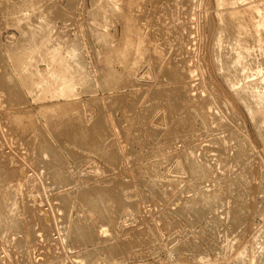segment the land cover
I'll list each match as a JSON object with an SVG mask.
<instances>
[{"label":"rangeland","instance_id":"obj_1","mask_svg":"<svg viewBox=\"0 0 264 264\" xmlns=\"http://www.w3.org/2000/svg\"><path fill=\"white\" fill-rule=\"evenodd\" d=\"M219 2L0 0V264H264V0Z\"/></svg>","mask_w":264,"mask_h":264},{"label":"bare ground","instance_id":"obj_2","mask_svg":"<svg viewBox=\"0 0 264 264\" xmlns=\"http://www.w3.org/2000/svg\"><path fill=\"white\" fill-rule=\"evenodd\" d=\"M227 2H229V0H220V4H226ZM256 2V1H255ZM254 2V3H255ZM239 3V2H238ZM250 5H251V3H249ZM256 4V3H255ZM246 5V4H245ZM250 5H247V7L245 8V11L246 10H249L250 9V11L252 12L253 11V9H254V7H252V6H250ZM252 5H253V3H252ZM228 6V5H227ZM242 7V6H241ZM259 7V6H258ZM232 8V7H231ZM240 8V7H239ZM230 9V8H229ZM227 10L228 11V13L232 16V15H234L235 14V11H232L231 9L230 10ZM233 9V8H232ZM252 9V10H251ZM257 8H255V10H256ZM233 10H235V9H233ZM237 10V9H236ZM260 10H261V8H260ZM239 11V10H238ZM250 11H249V13H250ZM257 11H259V10H257ZM218 12H220V11H218ZM223 12V11H222ZM240 12V11H239ZM245 13H247V12H245ZM238 14V13H237ZM260 14V13H259ZM262 14H263V12H262ZM252 15H253V13H252ZM255 15H258L257 13H255ZM254 16V15H253ZM261 17V16H260ZM224 19V18H223ZM230 19V18H229ZM264 19V18H263ZM227 20V19H226ZM226 20L224 21V22H226ZM248 20H249V18H248ZM261 20H262V18H261ZM227 21H229V20H227ZM237 21V20H236ZM230 22H232V20L230 19ZM239 23V22H238ZM251 23H252V21H251ZM226 24V23H225ZM228 24V23H227ZM245 24H246V22H245ZM258 24V23H257ZM230 25V24H229ZM236 26V25H235ZM234 26V27H235ZM253 26H255V24H253ZM246 27V26H245ZM248 27H249V25H248ZM252 27V26H251ZM243 28V27H242ZM239 29V28H238ZM223 31V30H222ZM241 31V30H240ZM244 30H242V32H243ZM248 31V30H247ZM261 31V30H260ZM264 31V30H263ZM249 32V31H248ZM256 32H257V30H256ZM233 33V32H232ZM251 33H252V31H251ZM261 33V32H260ZM241 34V33H240ZM247 34V33H246ZM254 34V33H253ZM262 34V33H261ZM264 35V34H263ZM235 36L236 35H234V39H235ZM245 36V35H244ZM257 35H255V37H256ZM254 37V36H253ZM254 37V38H255ZM237 38H239V37H237ZM256 38H259V37H256ZM221 40H223V39H221ZM255 40V39H254ZM257 40H259V39H257ZM261 40V39H260ZM236 41H238V39L236 40ZM244 41V40H243ZM253 41V40H252ZM219 42V41H218ZM227 42V41H226ZM240 42V41H239ZM242 42V41H241ZM251 42V41H250ZM263 42V41H262ZM251 44V43H250ZM239 45V44H238ZM243 45V43L241 44V46ZM259 45V44H258ZM248 46V45H247ZM261 46H262V44H261ZM245 48H247L246 46H244ZM222 48V47H221ZM237 49V48H236ZM240 49V48H239ZM263 49V48H262ZM261 49V50H262ZM229 50V49H228ZM248 50H249V47H248ZM243 51V49H241V51L240 52H242ZM249 52V51H248ZM221 53V52H220ZM226 53V52H225ZM250 53V52H249ZM251 54V53H250ZM249 54V55H250ZM234 55V54H233ZM244 57H245V54H244ZM246 57H247V55H246ZM250 57V56H249ZM220 58V57H219ZM227 58V57H226ZM234 59V58H233ZM244 59H246V58H244ZM235 60V59H234ZM242 61V60H241ZM228 63V62H227ZM240 65V64H239ZM227 66V65H226ZM231 66V65H230ZM241 66V65H240ZM246 66H248V64L246 65ZM237 67V66H236ZM241 67H243V65L241 66ZM241 67H239V68H241ZM231 68H233V67H231ZM245 68V67H244ZM248 68V67H247ZM238 69V68H237ZM255 69H257V68H255ZM228 70H229V68H228ZM235 70V69H234ZM245 71L246 70H248V69H244ZM258 70V69H257ZM236 71V70H235ZM109 72H111V70L109 71ZM239 72H241V70L239 71ZM252 72H254V70L252 71ZM113 74V72H111V75ZM235 74V73H234ZM109 75V74H108ZM110 75V76H111ZM228 78H230L229 76H228ZM32 81H34L33 79H31ZM23 83H25L24 81H22V84ZM25 84H28V80H27V83H25ZM33 84H34V82L32 83V85H30L31 87H32V90H35V86H33ZM22 86H24V85H22ZM257 86V85H256ZM26 87V86H25ZM24 87V88H25ZM35 87V88H34ZM34 88V89H33ZM252 88H253V86H252ZM258 89H260V88H258ZM244 90V89H243ZM253 90V89H252ZM255 90H256V88H255ZM260 91H261V89H260ZM248 93V92H247ZM263 93V92H262ZM239 95H240V93H239ZM243 95H245V94H243ZM250 95V94H249ZM258 96V95H257ZM242 97V96H241ZM254 97V96H253ZM244 98V97H243ZM251 98V97H250ZM264 98V97H263ZM247 99H249V97H247ZM244 100H245V98H244ZM255 100V99H254ZM72 106V104H68V105H64V106H60V105H58V106H54V107H49V106H47V107H42L41 109H39V111L41 112V116H42V113H45L44 114V117H45V115H46V120L47 119H50L49 118V116H47V114L48 113H54V110L55 111H59V113H64V114H66L67 112H69V106ZM39 112V113H40ZM48 117V118H47ZM259 118H260V121H261V119H262V117H260V116H258ZM52 119V118H51ZM50 119V120H51ZM258 119V118H257ZM16 120V119H15ZM259 120V119H258ZM263 120H264V118H263ZM17 121V120H16ZM15 121V122H16ZM13 122V121H12ZM62 122H64V121H62ZM17 123L19 124L20 122H18L17 121ZM16 123V124H17ZM80 123V122H79ZM78 123V124H79ZM262 123V122H261ZM77 124V123H76ZM77 124V125H78ZM67 126H69V124L67 125ZM24 127V126H23ZM73 128V127H72ZM79 128V127H78ZM22 129V128H21ZM76 129H74V131H75ZM73 131V130H72ZM81 131V130H80ZM79 133V132H78ZM85 134V133H84ZM83 134V135H84ZM97 137V136H96ZM37 138V137H36ZM36 141V140H35ZM41 141V140H40ZM90 141V140H89ZM39 143V142H38ZM42 143V142H41ZM48 143V142H47ZM99 144V143H98ZM46 146V145H45ZM44 146V147H45ZM96 147V146H95ZM41 148V147H40ZM97 148V147H96ZM49 150V149H48ZM97 150H98V148H97ZM38 152V151H37ZM51 152V151H50ZM54 152V151H53ZM45 153H46V151H45ZM48 153V152H47ZM106 154V153H105ZM110 154V153H109ZM112 154V153H111ZM110 154V156H112ZM114 156V155H113ZM110 159V158H109ZM84 200H86V201H91V198H84ZM74 232H75V234L77 235V237H78V239L79 240H91V239H93V229L92 228H89V229H83V228H81V227H79V226H75V229H74ZM104 232V231H103ZM74 234V233H73ZM77 241V240H76Z\"/></svg>","mask_w":264,"mask_h":264}]
</instances>
